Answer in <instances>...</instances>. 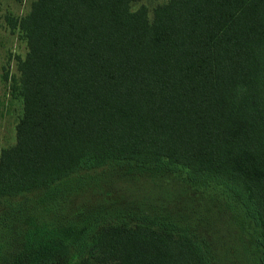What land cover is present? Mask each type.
I'll return each instance as SVG.
<instances>
[{"label":"trees","instance_id":"16d2710c","mask_svg":"<svg viewBox=\"0 0 264 264\" xmlns=\"http://www.w3.org/2000/svg\"><path fill=\"white\" fill-rule=\"evenodd\" d=\"M134 3L29 0L8 16L26 49L10 77L21 111L13 143L0 146V197L20 196L10 211L28 215L8 232L0 214V264L91 204L56 209L55 181L76 183L80 169L109 160L162 157L241 192L252 213L246 248L264 264V0H165L150 16ZM37 187L49 190L41 202L23 195ZM86 228L73 242L82 264H205L185 233L123 221Z\"/></svg>","mask_w":264,"mask_h":264},{"label":"rangeland","instance_id":"374dc122","mask_svg":"<svg viewBox=\"0 0 264 264\" xmlns=\"http://www.w3.org/2000/svg\"><path fill=\"white\" fill-rule=\"evenodd\" d=\"M163 1L135 0L134 6L145 4L150 16L152 6ZM28 4L29 0H0V146L14 141V124L21 103L9 94V83L11 75L17 74L15 57L23 55L26 49L17 28H11L8 16L19 17ZM4 73L7 78H3ZM68 179L66 176L51 184V189L64 196L62 202V196L53 199L55 208L87 199L91 204L80 210L83 216L70 222L64 209L56 212L45 208L42 215L68 219L56 224L55 229H40L44 236L36 241L32 250L28 247L11 251L16 253V259L14 254L6 264H26L30 259L39 264H82V249L73 242L85 236L86 226L91 225L94 231L109 221L146 223L197 238L205 252V264H255L256 255L246 248L249 233L244 228L245 219L252 217L250 203L236 187L216 177L194 176L187 168L162 157L150 163L134 159L109 160L99 166L80 169L76 183ZM64 187H68L67 194L66 190L61 191ZM48 191V188L37 187L23 195L41 202L39 197ZM19 197H0V214L6 216L8 232L14 223L19 225L21 219L25 221L22 217L28 215L10 211L11 202ZM51 211L57 215H52ZM21 223L26 227V222ZM32 226L33 223L26 231ZM262 250L264 254V247ZM88 264L100 263L91 259Z\"/></svg>","mask_w":264,"mask_h":264}]
</instances>
